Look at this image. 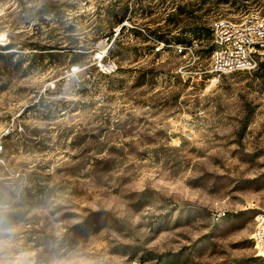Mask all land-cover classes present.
Masks as SVG:
<instances>
[{"label": "rangeland", "instance_id": "obj_1", "mask_svg": "<svg viewBox=\"0 0 264 264\" xmlns=\"http://www.w3.org/2000/svg\"><path fill=\"white\" fill-rule=\"evenodd\" d=\"M251 15L264 0H0V264H264V60L211 73L213 23Z\"/></svg>", "mask_w": 264, "mask_h": 264}, {"label": "built area", "instance_id": "obj_2", "mask_svg": "<svg viewBox=\"0 0 264 264\" xmlns=\"http://www.w3.org/2000/svg\"><path fill=\"white\" fill-rule=\"evenodd\" d=\"M213 54L211 73L221 78L234 73L256 72L264 60V16H248L240 23L220 19L211 27ZM190 49L178 46L176 52L185 56ZM99 59L102 56L99 55ZM216 78L214 79V81ZM4 148L0 145V154ZM225 217V214L219 215ZM252 241L258 256L264 258V213L258 215ZM129 264H150L132 261Z\"/></svg>", "mask_w": 264, "mask_h": 264}, {"label": "clouds", "instance_id": "obj_3", "mask_svg": "<svg viewBox=\"0 0 264 264\" xmlns=\"http://www.w3.org/2000/svg\"><path fill=\"white\" fill-rule=\"evenodd\" d=\"M4 231L11 232V229H0V234H3ZM7 242L0 240V250H3V247L5 246ZM13 264H30V261L28 259L27 253H21L15 261H13Z\"/></svg>", "mask_w": 264, "mask_h": 264}, {"label": "trees", "instance_id": "obj_4", "mask_svg": "<svg viewBox=\"0 0 264 264\" xmlns=\"http://www.w3.org/2000/svg\"><path fill=\"white\" fill-rule=\"evenodd\" d=\"M128 12H129V7L126 8V10H125V15H127ZM109 14H110V16H114V13H113V12H110ZM126 19H128V18H127L126 16H124L123 19H121V20L118 21V24H119V25H123V22H124V20H126ZM121 29L124 30V29H126V27L122 26ZM101 34H102V32H101ZM102 36H103V34H102ZM107 36H109V35H107ZM108 38H109V37H108Z\"/></svg>", "mask_w": 264, "mask_h": 264}, {"label": "water", "instance_id": "obj_5", "mask_svg": "<svg viewBox=\"0 0 264 264\" xmlns=\"http://www.w3.org/2000/svg\"><path fill=\"white\" fill-rule=\"evenodd\" d=\"M114 43H115V40L113 41V43H112L111 47H113Z\"/></svg>", "mask_w": 264, "mask_h": 264}]
</instances>
